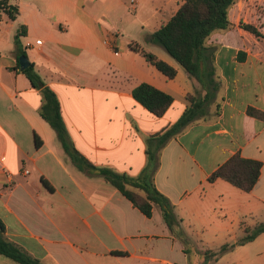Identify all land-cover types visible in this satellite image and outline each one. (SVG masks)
<instances>
[{
  "label": "crops",
  "instance_id": "crops-1",
  "mask_svg": "<svg viewBox=\"0 0 264 264\" xmlns=\"http://www.w3.org/2000/svg\"><path fill=\"white\" fill-rule=\"evenodd\" d=\"M6 1L19 8L15 20L0 8V219L8 241L45 264H202L194 256L196 226L185 222H210L205 236L197 232L198 252L236 243L244 226L264 222V120L248 114L249 108L264 113V38L242 28L253 25L264 35V0H237L229 9L232 28L208 38L220 82L216 100L208 116L158 155L155 186L192 237L190 255L159 206L147 218L103 177L73 164L41 117V92L22 72L15 50V35L25 26V58L56 94L76 150L98 168L137 177L148 165V139L171 128L189 105L187 95L201 91L152 39L182 1L140 0L136 7L134 0ZM120 8L140 11L124 30L114 19ZM131 44L174 67L176 77L167 78ZM144 83L173 97L162 117L134 99ZM236 154L263 164L251 192L221 179L209 182ZM222 260L264 264V233L215 261ZM0 264L18 263L0 256Z\"/></svg>",
  "mask_w": 264,
  "mask_h": 264
},
{
  "label": "trees",
  "instance_id": "trees-1",
  "mask_svg": "<svg viewBox=\"0 0 264 264\" xmlns=\"http://www.w3.org/2000/svg\"><path fill=\"white\" fill-rule=\"evenodd\" d=\"M181 1L182 4L178 11L166 24L153 33L152 39L153 43L165 49L191 77L196 79L200 84L201 91L187 95L186 99L189 105L171 128L163 134L148 139L146 149L148 165L137 177L119 174L106 168H98L84 158L76 150L69 137L56 94L42 80L32 63H29L22 72L29 79L33 88L41 92L40 115L55 130L73 164L81 171L103 177L147 218H152L154 205L159 206L170 232L184 244L185 253L190 255L193 251L192 243L181 227V220L175 213L174 205L156 188L154 175L159 167V152L174 136L182 133L194 122L208 116L209 108L216 100L220 82L216 78L215 50L206 46V42L214 32L232 28V23L229 20V9L237 0ZM0 8L12 20H15L19 14V8L9 5L6 0H0ZM242 28L257 37L264 38L259 29L253 25L245 24L242 25ZM26 33V27L22 26L15 35V50L18 58L27 57L20 41V38ZM130 46L134 51L140 52L149 64L167 78L172 80L176 77V69L167 62L159 59L153 53L141 50L136 45L131 44ZM202 92H205L204 95ZM133 97L156 117H162L174 101L171 95L146 83L134 89ZM248 114L264 120V113L254 108H249ZM40 145L41 142L36 137V146L40 147ZM262 166V162L258 160L246 159L240 154H236L210 175L209 182L213 183L221 179L244 192H251L260 179ZM42 183L51 190L47 181L42 179ZM243 230V237L236 243L225 244L217 250L197 251L198 254L202 255V264H209L210 261L218 260L236 246L254 241L264 233V222L253 227L244 226ZM5 232L6 227L0 219V256L11 259L18 264H45L8 241Z\"/></svg>",
  "mask_w": 264,
  "mask_h": 264
},
{
  "label": "rangeland",
  "instance_id": "rangeland-1",
  "mask_svg": "<svg viewBox=\"0 0 264 264\" xmlns=\"http://www.w3.org/2000/svg\"><path fill=\"white\" fill-rule=\"evenodd\" d=\"M128 1V5H130V2L132 1V0H127ZM134 1H136V4H134V7H136L137 6V2L138 1H140V0H134ZM139 13H140V11H135V10H125V8H120V10H118L115 14H114V19H115V21L117 22V27L121 30V29H126L127 27H128V20L129 19H131V20H133L135 17V15H139ZM121 16L123 17V18H121ZM142 35H145V34H142ZM142 35H141V37H142ZM141 39V38H140ZM142 39H144V38H142ZM140 41H142V40H140ZM157 45V44H156ZM158 46V48H160L161 50H163L164 52H166L165 51V49H163L161 46H159V45H157ZM185 223H187V224H190V225H195L196 226V238L194 239V242H195V244H196V247L197 248H199V249H202L203 248V243L202 242H200L198 239H197V232L198 233H202L203 234V236H205L206 235V231H208V230H210V222H185ZM240 235H244V234H240ZM190 241L194 244V242H193V239H192V237L190 236ZM194 244V245H195ZM196 248V251L194 252V253H196L194 256L195 257H202V255L201 254H198L197 253V249ZM193 256V255H192ZM212 264H227V262L226 261H220L219 263H217V261H215V260H213V261H210Z\"/></svg>",
  "mask_w": 264,
  "mask_h": 264
},
{
  "label": "water",
  "instance_id": "water-1",
  "mask_svg": "<svg viewBox=\"0 0 264 264\" xmlns=\"http://www.w3.org/2000/svg\"><path fill=\"white\" fill-rule=\"evenodd\" d=\"M20 64H21L22 69H25L26 67H28L29 62L25 57H22L20 59Z\"/></svg>",
  "mask_w": 264,
  "mask_h": 264
}]
</instances>
